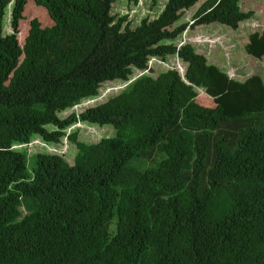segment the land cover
Segmentation results:
<instances>
[{
    "label": "trees",
    "instance_id": "obj_1",
    "mask_svg": "<svg viewBox=\"0 0 264 264\" xmlns=\"http://www.w3.org/2000/svg\"><path fill=\"white\" fill-rule=\"evenodd\" d=\"M118 1L33 0L52 25L33 19L21 45L28 0H0V264H264V80L234 79L183 41L197 26L236 32L254 13L242 0H168L133 28ZM245 50L263 59L264 32ZM169 57L184 74L153 77L151 60ZM116 81L122 92L78 112ZM77 124L117 134L86 143ZM36 141L48 151L29 157Z\"/></svg>",
    "mask_w": 264,
    "mask_h": 264
},
{
    "label": "rangeland",
    "instance_id": "obj_2",
    "mask_svg": "<svg viewBox=\"0 0 264 264\" xmlns=\"http://www.w3.org/2000/svg\"><path fill=\"white\" fill-rule=\"evenodd\" d=\"M168 0H159L156 5H153L151 0H139L136 3L133 0H119L113 7V14L124 17L129 16V21L133 28H137L145 18L155 19L164 10ZM203 4V1L196 5L193 9L186 11L183 19L179 22L181 23H193L194 15L196 14L199 7ZM12 6V5H11ZM11 6L8 9V17L6 24V33H12L11 28ZM240 8L243 12H253L254 16L247 20L246 22L240 24L238 30L235 32L232 28L221 25H203L197 26L189 30L188 33L184 35L183 41L192 42L197 47L199 53L205 55L211 64L216 65L218 68L223 70L225 73L233 77L234 79H240L242 81L248 79L249 77L258 74L259 70L264 71L262 64L264 65V59L257 60L254 57L247 54L245 46L249 44V38L254 33H259L260 35L264 32V0H242L240 3ZM25 21L22 22L20 26V33L18 35L19 42L24 45L25 38L30 30V22L33 19H38L43 27L51 26L52 23L49 22V17L44 8L36 6L33 0H28V4L25 9ZM178 24V25H179ZM251 62H250V60ZM153 62V61H152ZM151 62V63H152ZM175 66L180 70L182 74L185 71V65L181 64L176 58L169 57L168 60H157L153 62L152 69L154 73L153 77H157L159 74L164 72L167 68ZM137 74H139L137 72ZM239 80V81H240ZM124 82H110L102 86V97L101 102L92 103L87 106H81L78 112L88 106H96L102 102L108 101L111 97L118 95L126 88ZM200 98L199 100L207 106H216L214 97L212 98L204 90H199ZM76 110L71 109L63 113H60L62 118H66ZM75 130L79 132V140L86 143H98L103 138L115 137L117 131L113 126H102L99 125H88V124H77ZM74 129V128H73ZM68 134L70 135L71 131ZM51 131L52 128H49ZM45 149V147L40 145L39 141L30 144L27 148H24L29 157L35 155L38 150ZM62 154L66 155V159L70 165H74L75 158L77 156L78 150L75 144L64 139L62 145ZM48 151V150H47ZM35 161L29 159L28 169L32 171L34 168ZM133 168H146L147 162L136 159L131 164Z\"/></svg>",
    "mask_w": 264,
    "mask_h": 264
},
{
    "label": "crops",
    "instance_id": "obj_3",
    "mask_svg": "<svg viewBox=\"0 0 264 264\" xmlns=\"http://www.w3.org/2000/svg\"><path fill=\"white\" fill-rule=\"evenodd\" d=\"M256 59V58H255ZM264 59V58H263ZM250 60V59H249ZM257 60H259V59H257ZM262 60V59H261ZM250 62H251V60H250ZM262 66H263V68H264V65L262 64ZM253 76H259L262 80H264V71H262V70H259L258 71V74H256V75H253ZM252 77V76H251ZM250 78V77H249ZM240 80V79H239ZM240 81H242V80H240Z\"/></svg>",
    "mask_w": 264,
    "mask_h": 264
},
{
    "label": "built area",
    "instance_id": "obj_4",
    "mask_svg": "<svg viewBox=\"0 0 264 264\" xmlns=\"http://www.w3.org/2000/svg\"><path fill=\"white\" fill-rule=\"evenodd\" d=\"M152 61H157V60H156V59H153V60H151V62H152Z\"/></svg>",
    "mask_w": 264,
    "mask_h": 264
}]
</instances>
